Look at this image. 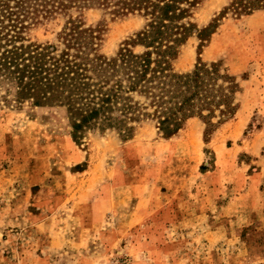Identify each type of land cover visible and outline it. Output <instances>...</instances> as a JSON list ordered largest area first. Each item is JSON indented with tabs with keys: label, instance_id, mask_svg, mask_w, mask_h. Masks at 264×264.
I'll return each instance as SVG.
<instances>
[{
	"label": "rangeland",
	"instance_id": "obj_1",
	"mask_svg": "<svg viewBox=\"0 0 264 264\" xmlns=\"http://www.w3.org/2000/svg\"><path fill=\"white\" fill-rule=\"evenodd\" d=\"M202 0L174 67L218 61L239 90L235 113L204 140L198 117L164 137L154 122L74 141L60 106L16 105L0 89V264H264V8L236 16ZM103 32L113 55L142 28L137 14L70 11ZM67 15L26 35L55 42ZM254 132V135H253ZM256 132V133H255Z\"/></svg>",
	"mask_w": 264,
	"mask_h": 264
},
{
	"label": "trees",
	"instance_id": "obj_2",
	"mask_svg": "<svg viewBox=\"0 0 264 264\" xmlns=\"http://www.w3.org/2000/svg\"><path fill=\"white\" fill-rule=\"evenodd\" d=\"M202 0H0V89L16 105L64 108L69 133L114 130L130 138L135 126L154 122L164 137L185 120L204 123V140L235 113L236 77L218 61L198 60L190 71L174 67L181 45L196 33L206 39L216 25L191 21ZM98 6L144 19L113 55L99 51L103 32L70 11ZM264 8V0H229L236 16ZM67 15L55 42H36L26 30L39 17Z\"/></svg>",
	"mask_w": 264,
	"mask_h": 264
},
{
	"label": "crops",
	"instance_id": "obj_3",
	"mask_svg": "<svg viewBox=\"0 0 264 264\" xmlns=\"http://www.w3.org/2000/svg\"><path fill=\"white\" fill-rule=\"evenodd\" d=\"M256 133V132H255ZM253 135H254V132H253Z\"/></svg>",
	"mask_w": 264,
	"mask_h": 264
}]
</instances>
